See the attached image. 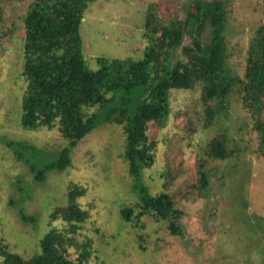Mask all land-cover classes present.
Here are the masks:
<instances>
[{
	"label": "rangeland",
	"instance_id": "obj_1",
	"mask_svg": "<svg viewBox=\"0 0 264 264\" xmlns=\"http://www.w3.org/2000/svg\"><path fill=\"white\" fill-rule=\"evenodd\" d=\"M32 1L1 0L0 138L34 146L24 160L41 169L55 160L66 140L57 128L31 131L19 124L26 87L21 74L22 26ZM211 1L93 0L79 26L85 64L96 70L97 57L141 59L144 15L149 9L166 25L185 21L195 12L194 5ZM218 1L225 15L227 64L233 75L242 78L250 39L264 28V0ZM208 25L202 29L204 42ZM191 38L185 33L183 45H190ZM181 53V48L176 50V60H182ZM200 92L199 85L170 91L165 127L148 125V135L156 143L154 161L141 172L149 194L170 195L174 208L182 211L180 235L169 233L167 220L142 216L135 225L122 220L120 208L134 206L138 198L124 158L122 128L109 123L92 129L71 150L70 165L61 172H47L42 183L34 182L27 164L0 143V246L23 258L37 253L45 234L68 226L50 215L66 205L69 190L75 187L82 190L76 202L87 218L73 234L77 250L69 249L68 254L75 259L85 249L83 264H264V159L257 150L253 118L234 88L225 109L209 103L213 119L208 122ZM218 135H224L226 149L234 151L225 160L206 156L209 141ZM200 163L206 187L199 181ZM22 215L30 220L24 221Z\"/></svg>",
	"mask_w": 264,
	"mask_h": 264
},
{
	"label": "trees",
	"instance_id": "obj_2",
	"mask_svg": "<svg viewBox=\"0 0 264 264\" xmlns=\"http://www.w3.org/2000/svg\"><path fill=\"white\" fill-rule=\"evenodd\" d=\"M92 1L34 0L23 18L21 74L26 87L20 102V127L31 131L57 128L66 145L58 150L55 160L37 169L24 160L35 150L34 146L3 138L0 143L10 147L16 158L27 164L34 182L42 183L47 172H61L70 165L71 150L92 129L109 123L121 126L124 158L138 198L134 206L120 208L122 220L132 225L138 224L142 216L154 221L167 220L169 233L178 236L182 211L174 208L170 195L162 192L151 195L141 182V172L153 164L156 147L148 135V125L165 127L171 90H191L199 85L200 101L210 122L213 111L209 103L216 102L218 110L225 109L226 99L235 88L243 108L253 118L259 139L257 150L264 159V28H258L250 39L244 74L239 78L227 64L222 3L218 0L197 3L195 12L185 21L171 20L166 25L149 6L144 15L142 58L97 57V69L90 70L83 58L79 26ZM204 24H209L206 42L202 40ZM185 33L192 36L190 45H183ZM179 48L182 60L175 59ZM131 96L136 99V106ZM92 108L96 109L89 113ZM226 141L224 135L212 138L206 156L213 160L232 156L234 151L226 149ZM203 164L199 165V181L201 187H206ZM74 188L69 190L66 205L50 215L52 220L66 223V229H53L45 234L37 244L39 251L29 258L0 246L1 264H83L85 249L75 259L68 254L69 249L77 250L79 244L73 234L87 218L86 211L76 202L82 190ZM22 219L30 220L23 215Z\"/></svg>",
	"mask_w": 264,
	"mask_h": 264
}]
</instances>
